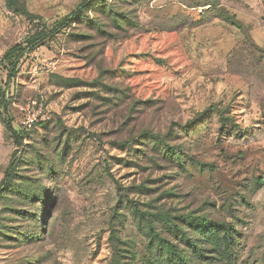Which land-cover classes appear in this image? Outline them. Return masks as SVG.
Instances as JSON below:
<instances>
[{"label":"rangeland","instance_id":"rangeland-1","mask_svg":"<svg viewBox=\"0 0 264 264\" xmlns=\"http://www.w3.org/2000/svg\"><path fill=\"white\" fill-rule=\"evenodd\" d=\"M83 1L19 4L52 23ZM208 3L220 10L198 7ZM31 29L0 0V61ZM8 89L23 142L0 110V264H112L113 242L142 264L135 206L232 223L235 264H264V0L91 8L27 54L15 80L0 63ZM213 107L231 118L226 130ZM27 113L37 121L24 130Z\"/></svg>","mask_w":264,"mask_h":264},{"label":"trees","instance_id":"trees-1","mask_svg":"<svg viewBox=\"0 0 264 264\" xmlns=\"http://www.w3.org/2000/svg\"><path fill=\"white\" fill-rule=\"evenodd\" d=\"M124 0H111L109 4H104L103 0H84L75 10L60 20L49 23L39 16H32L20 7L19 0H7V7L17 13L28 17L32 23L31 32L26 38L7 50L1 58V65L7 71V83L15 80L20 71L22 60L25 56L48 40L60 34L63 30L72 27L77 22H82L86 18L88 11L100 9V11H113V2L116 4ZM219 11L220 8L214 3L200 5ZM7 86V84H6ZM10 89L0 94V110L4 116L7 129L12 133L15 142L22 145L23 139L16 132L12 125V119H8L10 114ZM213 115L220 118L221 131L226 130L231 123L230 117L224 112L213 107ZM43 128L46 123L38 124ZM26 130V129H24ZM163 156L170 163L181 165L184 161L182 154L174 147L165 146L161 149ZM14 165L7 172L4 185L9 181L10 172ZM262 184V182H260ZM135 213L139 218V229L143 231L145 241V257L142 264H235L234 249L239 241L240 233L236 225L227 221H219L200 214L186 219L168 216L154 215L152 212L143 211L135 206ZM143 223L145 226L143 227ZM114 241V238H113ZM132 248L130 258L124 256V250L113 242L114 258L112 264H139V256L135 247Z\"/></svg>","mask_w":264,"mask_h":264},{"label":"built area","instance_id":"built-area-1","mask_svg":"<svg viewBox=\"0 0 264 264\" xmlns=\"http://www.w3.org/2000/svg\"><path fill=\"white\" fill-rule=\"evenodd\" d=\"M35 104V102H33ZM28 113L25 115V117L21 120V127L24 129H27L28 127H31L35 122L37 121V116L35 114ZM33 115V116H31Z\"/></svg>","mask_w":264,"mask_h":264}]
</instances>
